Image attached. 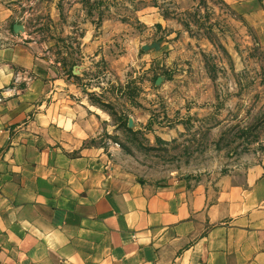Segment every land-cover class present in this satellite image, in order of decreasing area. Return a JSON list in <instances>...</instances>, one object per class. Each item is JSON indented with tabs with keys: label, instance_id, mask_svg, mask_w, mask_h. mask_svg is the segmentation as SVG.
Wrapping results in <instances>:
<instances>
[{
	"label": "crops",
	"instance_id": "obj_1",
	"mask_svg": "<svg viewBox=\"0 0 264 264\" xmlns=\"http://www.w3.org/2000/svg\"><path fill=\"white\" fill-rule=\"evenodd\" d=\"M3 37L0 264H264V159L209 182L126 172L102 106Z\"/></svg>",
	"mask_w": 264,
	"mask_h": 264
},
{
	"label": "rangeland",
	"instance_id": "obj_2",
	"mask_svg": "<svg viewBox=\"0 0 264 264\" xmlns=\"http://www.w3.org/2000/svg\"><path fill=\"white\" fill-rule=\"evenodd\" d=\"M4 34L102 106L126 172L209 182L264 159V0H0Z\"/></svg>",
	"mask_w": 264,
	"mask_h": 264
},
{
	"label": "water",
	"instance_id": "obj_3",
	"mask_svg": "<svg viewBox=\"0 0 264 264\" xmlns=\"http://www.w3.org/2000/svg\"><path fill=\"white\" fill-rule=\"evenodd\" d=\"M14 31L18 30L19 28H21L20 26L14 25Z\"/></svg>",
	"mask_w": 264,
	"mask_h": 264
}]
</instances>
